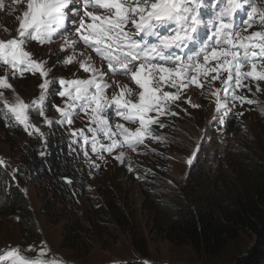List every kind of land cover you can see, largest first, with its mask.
<instances>
[{"label":"snow or ice","instance_id":"6c2138e0","mask_svg":"<svg viewBox=\"0 0 264 264\" xmlns=\"http://www.w3.org/2000/svg\"><path fill=\"white\" fill-rule=\"evenodd\" d=\"M216 6L214 18H206L200 11L201 0H27L26 9L16 18L17 34L0 39V63L6 66L5 74L0 76V89H13L10 76L38 73L42 78L39 96L30 104L18 96L15 103H9L0 92V100L18 125L29 136L39 134L38 138L45 134L30 122V111H35L49 126H71L73 111L84 112L91 137L83 129L73 130L70 135L83 141L79 147L86 158L85 146L90 142L91 152L100 160L104 159L102 153L111 154L117 148L135 152L148 139L161 142L162 137L153 134L151 126L166 127L160 118L177 115L170 107L180 99L182 90L190 86L203 89L204 82L213 85L220 80L222 87L210 94L216 97L217 113L227 116L231 103H251L237 96L234 88L246 87L243 81L248 78L264 81V71H257V64L252 63L253 58L264 57V31H252L245 36L234 29L233 17L241 6L240 0H218ZM89 7L94 10L89 11ZM257 12L255 6L248 12L242 22L246 28L252 27ZM258 14L264 25V12L260 10ZM58 30L75 33L77 37L72 40L63 35L60 51L71 49L74 54L81 43L89 51L85 59L77 61L79 70L89 75L58 79L60 90L54 94L65 99L63 106L52 104L59 114L58 119H53L45 111L49 87L54 82L48 78L50 69L45 68V62L34 59L24 45L27 39L41 45L53 43L54 36L60 35ZM206 30L210 34L202 39ZM93 53L101 59V67L96 66ZM74 60V55H68L62 63L72 64ZM244 63H251V70H242ZM224 73L227 77L221 80ZM117 76L127 78L129 83L116 79L110 82L111 77ZM165 85L175 91H164ZM113 86L116 90L108 95ZM135 86L138 90L134 91ZM185 102L198 107L190 98ZM110 110L113 116L136 126L115 123L113 127ZM216 120L226 123L221 116H216ZM98 134L108 143L100 142ZM115 159L124 163L125 152L120 151ZM194 160L195 157L188 164L192 165ZM65 181L73 182L70 178ZM16 255L15 251L8 252L10 257ZM18 264L26 262L19 259Z\"/></svg>","mask_w":264,"mask_h":264},{"label":"rangeland","instance_id":"374dc122","mask_svg":"<svg viewBox=\"0 0 264 264\" xmlns=\"http://www.w3.org/2000/svg\"><path fill=\"white\" fill-rule=\"evenodd\" d=\"M212 2L214 0H201L200 11L206 18H214V14L211 12L213 9L210 8ZM240 2L241 6L233 17L234 29L241 31L245 36L252 31H264V25L259 22L258 14L260 10L264 12V0H240ZM0 4H2L0 7V39H5L17 34L18 22L16 18L22 15L26 9L27 0H23V2L0 0ZM254 6L258 9L257 14L254 15L256 21L251 28H246L242 22L247 19L248 12ZM88 10L93 11L94 9L89 7ZM67 26L68 22L66 21ZM58 32L60 35L54 36L53 43L41 45L38 41L27 39L24 45L25 50L30 52L34 59L45 62V68L50 69L48 78L54 82L49 87L45 111L53 119H58L59 114L55 112L52 104L63 106L65 99L54 94L60 90L58 79L61 77L65 79L88 78L89 75L79 70L77 63V61L85 59L89 51L82 43L78 44L74 54L71 49L60 51L64 42L61 38L63 35H67L72 40L77 37L75 33L63 30H58ZM209 34L206 30L202 39H206ZM256 51L259 50L256 49ZM68 55H74L75 60L72 64L65 65L62 61ZM93 59L97 67L102 66L101 59L94 53ZM252 63L257 64V71H264V57L257 56L253 58ZM242 70H251V63H244ZM5 71L6 66L0 63V76L4 75ZM226 77L227 73H224L221 80ZM111 79L120 80L125 84L129 83L124 77H111L110 82ZM9 80L13 89H0V92H3V99L9 103H15L17 96L29 104L38 98L40 92L38 85L42 82L38 73L26 72L22 77L19 75L10 76ZM243 84L246 87L234 88L239 97L248 96L247 94L250 92L252 98H255L259 91L264 90V81L261 80L248 78L243 81ZM221 87V82L218 80L213 85L204 82L203 89L190 86L187 90H182L180 99L170 107V111L177 115L161 117V121L166 125L163 129L156 124L151 126L153 134L162 137L161 142L157 143L148 139L135 152L127 148H117L111 154L104 152L102 153L103 160L91 152L90 142L85 146V150L88 152L86 158L83 155V150L79 147L83 141L70 135L73 130L83 129L85 134L91 137L92 134L87 131L90 125L84 112L73 111L71 126L66 124L49 126L43 123V119L35 111H30V122L41 129V132L45 134L43 138L49 134H63L74 148L76 155L79 156L80 162L87 166V170L90 172L88 174L89 195L85 199L83 198L81 204L89 203L90 198L91 200L101 198L102 186H110L113 193L109 195V198L113 202L116 197L119 198L121 212L133 221L136 231L143 237L145 246L143 253L145 255L142 256L132 247L133 240L130 236L123 234H119L113 240L111 238L106 242L107 244L88 239L86 242L89 243H80L77 241L79 238L69 241L70 244H68L69 242L62 243L66 219L51 222L42 209L44 202L51 198L52 190H46L34 183L24 182L21 187L34 213L37 224L36 231L29 237V240L26 236H22L20 239L16 217L0 214V264H18L19 259H23L26 264H145V262L147 264H233L232 258H235L238 253L242 254L254 241L252 231L244 230L237 233L220 257L205 260L201 255H196L188 243H181L177 247L172 244L169 233L173 229L175 218L169 215L166 209L173 193L177 192L186 198L187 192L194 185L193 180H189L192 165H189L188 161L193 157L196 158L200 150L222 152L224 128L223 125H214L217 116L216 97L210 94L215 88ZM115 90V86H113L112 89H109L108 95H111ZM135 90H138V86L134 87ZM163 90L175 91L167 85ZM189 98L191 103L198 107H192L186 103L185 101ZM1 109L7 113L0 116V161H3L10 171H14L18 163L16 158L19 155V150L26 143L29 135L21 125H18L12 114L4 108L3 100H0ZM245 110L244 103L237 101L230 104L227 112H233L240 119H245L247 116ZM109 117L113 127L115 123H124L127 127L136 126L113 116L111 110ZM249 119L247 116V122ZM98 140L108 143L102 134H98ZM120 151L125 152L124 163L115 159ZM89 161L99 164V167H91ZM129 166L132 168L131 171H129ZM79 192L86 191L82 189ZM114 196L115 198H112ZM111 200L109 201L111 202ZM54 204L60 206L62 202L54 199ZM9 251H15L17 255L10 257L8 256Z\"/></svg>","mask_w":264,"mask_h":264},{"label":"trees","instance_id":"16d2710c","mask_svg":"<svg viewBox=\"0 0 264 264\" xmlns=\"http://www.w3.org/2000/svg\"><path fill=\"white\" fill-rule=\"evenodd\" d=\"M217 3L218 0L211 3L213 14L218 12ZM247 95L240 97L251 101L244 103L249 121L247 116L240 119L233 112H227V116L217 113L226 119L225 124L214 120V125L224 128L222 152L200 150L189 174L194 185L186 194L188 199L175 192L166 205L167 213L175 218L169 233L172 244L177 247L188 243L205 260L220 257L237 233L249 230L254 241L242 254H236L232 263L264 264V90L255 98L250 92ZM6 113L0 110V116ZM38 136L27 138L14 171L0 164V214L16 217L20 239L26 236L29 240L37 227L21 187L30 182L52 190L42 209L51 222L66 219L62 243L79 238L80 243L87 244L88 239L107 244L123 234L130 236L132 247L145 255L143 237L121 212L119 198L114 202L109 198L113 193L110 186H102L101 198H90L89 203L81 204L89 195L90 172L67 138L60 133ZM65 178H70L72 184ZM82 189L86 192H79ZM54 199L62 204L55 206Z\"/></svg>","mask_w":264,"mask_h":264}]
</instances>
